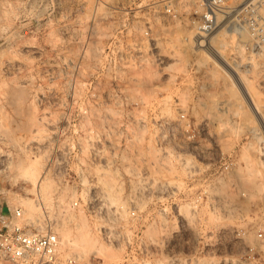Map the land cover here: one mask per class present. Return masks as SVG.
<instances>
[{
    "label": "rangeland",
    "instance_id": "374dc122",
    "mask_svg": "<svg viewBox=\"0 0 264 264\" xmlns=\"http://www.w3.org/2000/svg\"><path fill=\"white\" fill-rule=\"evenodd\" d=\"M53 1L56 21L79 19L88 42H59L60 23L36 10L22 30L0 0V143L16 183L0 202L32 199L25 219L41 229L48 211L60 238L80 224L88 241L61 253L81 264H264V58L244 48L247 29L239 56L252 66L236 75L225 64L236 35L215 31L205 48L194 39L204 0ZM244 1L264 13L263 0L228 6ZM147 26L169 57L160 70L114 67L107 49Z\"/></svg>",
    "mask_w": 264,
    "mask_h": 264
},
{
    "label": "built area",
    "instance_id": "2783aa9c",
    "mask_svg": "<svg viewBox=\"0 0 264 264\" xmlns=\"http://www.w3.org/2000/svg\"><path fill=\"white\" fill-rule=\"evenodd\" d=\"M229 1H203L205 10L196 23L194 39L197 40L199 46L205 48L206 44H210V37L215 31L225 30L227 33L236 35L233 51L229 56L230 62L224 61L227 69L238 75L239 71L246 72L252 66L249 55L245 61H242L241 56H239L238 44L241 30L247 29L250 39L249 43H242L244 48L249 49L253 55L264 58V13L259 16L255 14L257 7L249 1H244L245 4L240 10V4L230 7L228 6ZM257 4L264 11V0L262 4L259 2ZM4 5L15 10L14 21L19 23L18 25L22 30L24 27L21 26V22L28 18L35 19L36 17H32L30 13L36 10L48 20L54 19V24L60 23V25H55L56 39L59 42L83 43L88 42L91 38L90 32L76 30L81 21L75 17L66 22L56 21L61 16L62 10L60 9L58 14V7L53 0H6ZM242 10L245 13L239 15ZM166 11L171 14L170 8H167ZM247 12L248 14H246ZM251 12L253 13L251 14ZM42 33L43 40H45L48 36V30H43ZM17 36L19 40L23 39L25 33L18 31ZM106 55L113 57V66L121 69L122 72H127L131 68L142 70L148 67L160 70L159 68L164 61L169 58L168 55L160 52L157 39L153 37L149 26L144 30L142 39H134L124 43L121 50L117 48L107 49ZM195 68L192 65L189 66V70L192 72H196ZM134 120L137 122L142 119ZM12 158L11 148L0 143V197L3 198H9L13 193L12 188L16 186V183H12ZM137 182L140 186H147L145 176L139 175ZM76 204L77 202L74 201L71 207L76 206ZM47 212L45 211L46 216L41 229H38L25 219L21 205H9L6 202H0V264H81L73 254L62 255L60 237L54 228L55 220H52ZM131 213L133 214V212ZM53 214L56 215L57 213ZM253 263L254 259H251L247 264ZM170 264L189 263L185 257L172 259Z\"/></svg>",
    "mask_w": 264,
    "mask_h": 264
},
{
    "label": "bare ground",
    "instance_id": "6f19581e",
    "mask_svg": "<svg viewBox=\"0 0 264 264\" xmlns=\"http://www.w3.org/2000/svg\"><path fill=\"white\" fill-rule=\"evenodd\" d=\"M13 81V80H12ZM15 88V87H14ZM14 88H10V90L11 89H14ZM15 90H17V89H15ZM15 90H12L11 92H10V94H8L9 96H10V100H13V102H15L18 98H19V96H20V92L19 91H15ZM263 93V92H262ZM22 97V96H21ZM9 100V101H10ZM12 102V103H13ZM18 102V101H17ZM11 104V103H10ZM12 105H14V104H12ZM17 108V107H16ZM169 115V114H168ZM166 116V115H165ZM21 127V126H20ZM19 127V128H20ZM16 128H17V126H16ZM20 129H22V128H20ZM23 165H25L24 166V170H26V167H28L29 165H30V162L28 163V166H26V164H23ZM21 166V165H20ZM30 166H32V165H30ZM31 168H33V169H35L34 168V166H32V167H30V169ZM29 168L27 169V170H29V176L31 175L30 173V171H32V170H30ZM26 170V171H27ZM22 173V176L24 177V180H27V181H29L30 182V180L33 178H29V176L25 173V174H23V170L21 171ZM25 172V171H24ZM146 172V171H145ZM33 173V172H32ZM32 176V175H31ZM44 178V177H43ZM32 181H34V179L33 180H31V182ZM39 181V180H38ZM36 182H37V180H36ZM42 182V181H41ZM32 185H34V182H33V184ZM42 186V185H41ZM43 188V187H42ZM43 197V196H42ZM41 198V197H40ZM14 200L16 201V203H20V204H23L25 207H23L24 209H25V211L27 212V214H30V213H33L36 209H38V203H35V202H33V200L31 199H29V198H18L17 196H15L14 197ZM46 200V199H45ZM48 207V206H47ZM67 211V210H66ZM27 216V215H26ZM32 221V220H31ZM63 225V224H62ZM66 225V224H65ZM77 225H80V224H77V223H75L74 224V227H73V230L74 229H76L75 230V236H76V239H80V240H85L86 238V232H83V231H85V228H84V230L82 231L81 230V226H77ZM84 226H86V225H84ZM68 229H69V226H62V228H60V231L62 232V236H64L63 238L61 237L60 239H61V241H60V243L61 244H64L65 246H67L68 248H71L73 245H72V243L71 242H75V236L73 237H69L70 235L68 234L69 233V231H68ZM89 231V230H88ZM90 233V232H89ZM61 234V233H60ZM90 236H91V234H90ZM88 239V238H87ZM86 239V241H88ZM74 240V241H73ZM80 249H82V248H80ZM83 251V250H82ZM89 264V263H88Z\"/></svg>",
    "mask_w": 264,
    "mask_h": 264
}]
</instances>
